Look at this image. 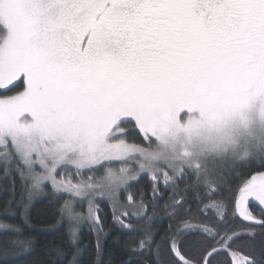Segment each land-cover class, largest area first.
Wrapping results in <instances>:
<instances>
[{"label":"snow or ice","instance_id":"6c2138e0","mask_svg":"<svg viewBox=\"0 0 264 264\" xmlns=\"http://www.w3.org/2000/svg\"><path fill=\"white\" fill-rule=\"evenodd\" d=\"M0 89H15L0 95V166L22 182L29 227L48 187L71 197L61 219L95 226L96 264L100 200L130 231L132 217L148 226L170 209L164 237L145 227L137 244L156 264H264V171L236 163L264 167V0H0ZM142 174L150 195L122 201ZM85 201L86 216L75 207ZM33 239L13 244L26 253ZM77 239L70 228L73 250L57 248L58 259L79 264Z\"/></svg>","mask_w":264,"mask_h":264},{"label":"trees","instance_id":"16d2710c","mask_svg":"<svg viewBox=\"0 0 264 264\" xmlns=\"http://www.w3.org/2000/svg\"><path fill=\"white\" fill-rule=\"evenodd\" d=\"M225 187L227 188V186ZM13 190L15 195H13ZM129 190L133 192L144 190L150 195L148 178H143L139 183L132 184ZM21 191L22 182L15 172L6 177L3 174L2 166H0V220L5 221L6 224L17 225L22 229L21 232L12 234L0 231V249L7 248L9 253H15L10 254L7 259L0 258V264H37V262L39 264H67L70 257L65 256L58 259L55 250L57 248H61L65 252L73 250L69 243V227L57 223L61 219L59 208L63 205V200L68 197L62 196L58 201L56 197L52 196L32 204L28 211V217L33 226L29 227L24 223L20 215L22 208L17 203L21 198ZM223 194L226 195V189ZM188 199L195 208L190 193ZM9 201H12L10 205ZM101 206L103 210L99 212V216L103 221L104 235L102 236L99 264H124L129 258L132 259L133 264H156V256L153 251L139 250L137 244L145 227L151 228L157 241L164 237L169 230V225L173 223L167 214L170 209L165 210L161 206L156 212L158 216L156 223L146 226L143 220V224H137V230L130 231L113 222L112 211L107 205ZM5 208H9V211L6 212ZM29 236L34 238L31 249L26 253H21L19 246L14 245L13 241ZM76 243L82 249L79 264H96V236L89 230H81Z\"/></svg>","mask_w":264,"mask_h":264},{"label":"rangeland","instance_id":"374dc122","mask_svg":"<svg viewBox=\"0 0 264 264\" xmlns=\"http://www.w3.org/2000/svg\"><path fill=\"white\" fill-rule=\"evenodd\" d=\"M13 92H15V91H13ZM4 94H14V93H5L4 90L0 89V95H4ZM0 151H2V149H0ZM236 163L238 165H240V167L237 168V173H239V172L242 171V172H245V173H248V174H255L256 172L264 171V167H261L262 161L259 158L254 159V160H251V161H237ZM121 166H123V165L120 164V163H117V168H119ZM127 166L129 167V169L136 167V160L130 158L129 161H128ZM15 175L18 176L16 173H15ZM142 175L144 176V178H148L147 177V174H142ZM192 179H194V177L191 176V174H189L188 176L182 177L180 181L183 182V185H186L187 183H190ZM228 179L231 180V179H234V177L233 176H229ZM148 181H149V179H148ZM180 181H178V185H179V182ZM130 183L131 184H137L139 182H130ZM165 189H168V188H163L162 190H165ZM225 189H227V188L225 187ZM132 192L133 191H130V190H129V192H124L123 190H121V192L119 194L121 200L124 201V202H127V196L130 193H132ZM24 195H25V198H26L27 197V194L25 193ZM52 196H53L52 195V189L51 188H48V187H45V189H44V191L42 193L36 195L32 199L31 203L29 204V208L32 206V204H34V203H36V202H38L40 200H43L45 198H50ZM62 196H67V195H62ZM67 197H68V199L71 198L69 196H67ZM98 203H99V206H100V211L99 212H101L103 210V207L101 205H107L109 207V209L112 211L111 205L106 200H100V201H98ZM75 207H76V211L77 212H83L85 214V216H86V209H87L86 201L83 202V203L77 202L76 205H75ZM29 210L30 209H28V211ZM150 211H151V209H150ZM99 212L97 213L98 216H99ZM144 217L145 216L132 217L131 218L132 223L138 227V225L143 224L142 221L144 220ZM60 218H61V216H60ZM0 219H1V217H0ZM0 224H6V223H5V221H1L0 220ZM59 224L60 225H62V224L67 225L69 227V229L70 228H76L77 229V236H78V233L81 232V230H87V231L89 230L95 236L97 235L96 230H95V226L90 221H88L87 219L81 221V223L79 225H77L75 223L69 222L67 220V218H64V219H60ZM115 224H117V223H115ZM0 231L1 232H8L10 234L17 233L15 230H12V229H4V228H0Z\"/></svg>","mask_w":264,"mask_h":264},{"label":"flooded vegetation","instance_id":"af4514ba","mask_svg":"<svg viewBox=\"0 0 264 264\" xmlns=\"http://www.w3.org/2000/svg\"><path fill=\"white\" fill-rule=\"evenodd\" d=\"M178 187H179V190H183L184 188H185V185H183V182L182 181H180L179 182V185H178ZM163 191H165L166 193H171V189L170 188H168V189H165V190H163ZM163 202H161V204H162ZM151 213V211H150V208H149V214ZM146 219V216L144 217V220ZM158 221V216L156 215H154L153 216V219H152V221L150 222L151 224H154V223H156Z\"/></svg>","mask_w":264,"mask_h":264},{"label":"clouds","instance_id":"9594fccd","mask_svg":"<svg viewBox=\"0 0 264 264\" xmlns=\"http://www.w3.org/2000/svg\"><path fill=\"white\" fill-rule=\"evenodd\" d=\"M256 131H257V135L264 136V130L257 128Z\"/></svg>","mask_w":264,"mask_h":264}]
</instances>
